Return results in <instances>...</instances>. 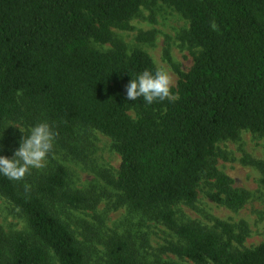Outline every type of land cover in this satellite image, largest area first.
Listing matches in <instances>:
<instances>
[{"label":"trees","instance_id":"trees-1","mask_svg":"<svg viewBox=\"0 0 264 264\" xmlns=\"http://www.w3.org/2000/svg\"><path fill=\"white\" fill-rule=\"evenodd\" d=\"M157 2L188 22L182 40L193 63L184 73L166 53L179 77L175 98L127 101L131 77L158 68L142 49L129 52L114 30L132 31L141 8ZM136 40L151 42L153 32ZM42 121L62 148L72 149L80 126L110 138L121 159L112 181L121 202L179 240L163 252L195 264H264V242L232 249L249 234L244 221L215 220L209 229L178 223L173 209L192 205L208 179L215 203L238 210L247 200L215 163L217 144L237 140L241 131L264 140V0H0V131L8 122L27 129ZM13 152L0 149L9 158ZM67 180L61 165L31 169L19 181L0 176V195L31 232H0V264H50V251L59 264H85L81 245L52 211L55 203L89 204L85 194L67 189ZM105 249L106 264H140L125 238H109Z\"/></svg>","mask_w":264,"mask_h":264},{"label":"rangeland","instance_id":"rangeland-1","mask_svg":"<svg viewBox=\"0 0 264 264\" xmlns=\"http://www.w3.org/2000/svg\"><path fill=\"white\" fill-rule=\"evenodd\" d=\"M130 25L132 31L114 32L129 52L140 48L151 57L158 69L167 71L173 90L179 77L167 62L165 54L168 53L180 71L188 72L193 63V51L182 40V34L188 30V22L171 7L157 2L152 8H141ZM139 32H153V40L138 42L136 37ZM24 130L26 127L19 123H5L0 131V149L15 151ZM71 146L72 149L62 148L54 141L44 166L32 170L47 172L61 165L68 173L67 189L83 193L88 198V206L80 209L58 203L52 205L53 213L68 225L81 245L85 264H106L105 242L111 237L127 239L140 264H155L156 261L195 264L163 252L162 247L168 243L179 242L174 233L121 202V193L112 184L117 179L121 159L110 138L80 126L75 131V141ZM217 149V170L227 176L234 187L245 190L247 200L238 210L217 204L209 197L216 192L214 180H203L192 205L180 203L173 207L176 221L195 222L209 229L215 220L234 226L244 221L249 234L242 245L233 244L232 249L253 248L264 242V140L249 131H241L237 140L222 141L217 144ZM0 232L6 236L31 234L25 218L1 195ZM50 257V264H59L51 251Z\"/></svg>","mask_w":264,"mask_h":264},{"label":"clouds","instance_id":"clouds-1","mask_svg":"<svg viewBox=\"0 0 264 264\" xmlns=\"http://www.w3.org/2000/svg\"><path fill=\"white\" fill-rule=\"evenodd\" d=\"M125 99L143 101L151 105L154 102L174 99L171 92V77L167 71L144 70L131 77L125 87ZM21 132V131H20ZM18 147L11 158L0 155V176L19 181L33 168H41L53 148L55 133L47 121L35 123L21 132Z\"/></svg>","mask_w":264,"mask_h":264}]
</instances>
